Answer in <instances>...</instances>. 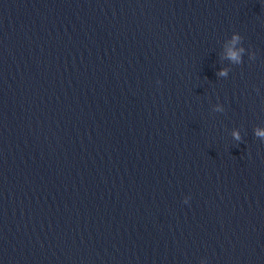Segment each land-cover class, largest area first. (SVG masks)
<instances>
[{
    "label": "water",
    "instance_id": "95a60500",
    "mask_svg": "<svg viewBox=\"0 0 264 264\" xmlns=\"http://www.w3.org/2000/svg\"><path fill=\"white\" fill-rule=\"evenodd\" d=\"M257 129L264 0H0V264H264Z\"/></svg>",
    "mask_w": 264,
    "mask_h": 264
},
{
    "label": "clouds",
    "instance_id": "9594fccd",
    "mask_svg": "<svg viewBox=\"0 0 264 264\" xmlns=\"http://www.w3.org/2000/svg\"><path fill=\"white\" fill-rule=\"evenodd\" d=\"M238 39H239V36H234V37H233V43H235L236 40H238ZM242 51H243V49H240V50H239V52H242ZM239 52L230 49L229 52H228V56H229V58H231L232 60H234V61H238V60L240 59V54H239ZM220 74H223V72H221ZM255 134H256L257 136H264V131H261V130L257 129L256 132H255ZM233 135H234V137H235L237 140L240 139L239 133H235V132H234Z\"/></svg>",
    "mask_w": 264,
    "mask_h": 264
}]
</instances>
